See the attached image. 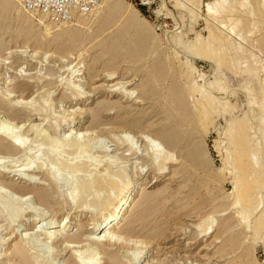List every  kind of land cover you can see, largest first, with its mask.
Listing matches in <instances>:
<instances>
[{
  "label": "rangeland",
  "instance_id": "obj_1",
  "mask_svg": "<svg viewBox=\"0 0 264 264\" xmlns=\"http://www.w3.org/2000/svg\"><path fill=\"white\" fill-rule=\"evenodd\" d=\"M111 1L116 3L117 10L108 9L107 0H102L92 13L77 14L75 19L55 23L48 19L46 13L26 9L23 0H0V124H10L15 133L26 138L25 149L10 152L0 150V167L5 171L0 176V187L6 191L8 189L11 197L18 198H14L16 201L13 204L8 198H0V264H68L72 254L83 256L87 262L96 257L101 260L100 264H115L113 258L120 263L130 264L131 258L138 262L145 252L147 255L143 259H148V264H264V231L255 235L251 229L244 230L242 220L235 215L236 209L229 206L233 198V178L230 164L225 166L223 162V156L230 155L232 151L225 135L229 121L224 120L221 114L212 112L207 134L199 126L194 138L187 139L188 127L178 123L179 116L175 109L179 107L174 103L172 94V90L178 87L188 110L194 115V101L201 95L191 94L190 88L196 85L208 91L219 85L218 79L224 76L214 65L215 61H206L194 54L192 48L199 38L218 48L220 44L210 39L208 27L209 23L216 27V22L222 20L223 26H219L224 32L222 35H228L226 39L229 42L237 46L242 44L243 47L237 53L238 57L231 47L224 50L220 46L223 54L234 58L232 68L235 67L233 70L237 76L228 68L230 65L226 67L227 70L223 67L222 70L228 75V80L225 79L227 82L224 80L226 88L224 91L215 89L214 93L223 106L231 104L237 107L234 108L235 113L237 111L236 119L255 115L251 116L255 117L251 119V133L258 132L256 140L262 137V127L257 121L259 110L257 106H250V102L254 100L255 92L264 87V1L228 0L227 11L230 12L221 14V17L217 14L210 16L212 13L207 5L213 6L212 12H215L214 0L192 1L195 5L188 0ZM181 5L184 7L181 8ZM136 22L139 26L133 24ZM236 24L239 27L232 33L230 29ZM247 66L252 68L251 73L242 74L241 71ZM237 68L241 70L240 73ZM113 73V76L109 75ZM246 83L255 90L254 93L247 91L248 87H244ZM80 94L84 99L78 101ZM31 98L34 105L28 104ZM34 106L41 108L40 113ZM83 111L86 112L84 115ZM74 118L80 122L82 130L90 134L80 143L84 146L85 155L103 161L102 173H106V163L116 161L125 171L123 176H115L118 181L136 184L129 213L117 224V231L131 239L121 249L100 247L89 239L91 226L107 211V208H103L107 190L94 189L90 191V197L86 193L87 200L82 194H79L81 201L79 198L76 201L70 199L78 186L76 182L79 184L78 179L88 172L79 170L77 176L72 177L65 166L56 164L47 156L45 150L48 144H44L47 142L35 132H42L41 135L45 133V138L51 140L59 138L61 141L63 138L62 142L68 145L61 151V157L64 160L68 157L72 159L78 152V144L68 135L69 123ZM176 132H185V138L177 139ZM260 138L259 155L256 154L254 158L264 160V142ZM155 139L162 143L165 150H171L176 159L167 164L164 174L157 172V168L146 158L148 145ZM190 142L204 151L207 160L201 167L206 166L207 169L196 170L197 164L188 161L187 145ZM129 143L135 151L129 150ZM216 144H219L221 151ZM38 145L41 148L36 161L40 159L46 162L47 170L56 168L59 171L56 187L48 182L44 170L26 172L21 167L28 158V152ZM33 165L37 167L35 163ZM191 174L193 179L189 180ZM30 176L37 183L31 186L38 183L49 185L51 189L47 200H41L31 190L27 195L28 200L26 195L9 187V182L15 183V187H30ZM200 178L213 179L205 195H210L216 201H207L200 209L191 212V188L198 187ZM259 190L257 198L261 206L254 211L253 221L264 207V189ZM111 193L117 194L116 191ZM96 195L101 197L95 198ZM218 202H226L225 211H213ZM211 215L218 225L214 233L203 237V230L208 224L206 217ZM74 217L77 222L71 227V233L78 234L79 242H74L76 246L68 250H62L58 245L53 247L56 245L51 244L44 234L29 236L27 233L30 231L26 233L21 227L23 222H30L34 218L40 219L41 223L56 219L55 226H62L64 221ZM227 228L229 230L226 232ZM234 234L241 236L240 242L231 248L228 238ZM18 235L29 240L27 246L33 256L30 262H24L15 254ZM137 240L146 241L147 244H136ZM245 248L251 251L246 254Z\"/></svg>",
  "mask_w": 264,
  "mask_h": 264
},
{
  "label": "bare ground",
  "instance_id": "obj_2",
  "mask_svg": "<svg viewBox=\"0 0 264 264\" xmlns=\"http://www.w3.org/2000/svg\"><path fill=\"white\" fill-rule=\"evenodd\" d=\"M188 1H191L190 4H192V3L195 2V0H188ZM192 1H194V2H192ZM196 1L199 2V0H196ZM227 1L228 0H214L213 5H214V8H215V12H212L213 11L212 10L213 9V6H211L210 4H208L207 7L209 9V12L212 13L211 15L210 14L209 15L212 17L213 15L217 14V16H220L221 17V14L223 15V13H225V12H228L229 13L230 11L229 10L227 11ZM263 1L264 0H262V3H263ZM106 3H107V6H108L107 7L108 9H110V10H117V6H116V3L115 2H112L111 0H107ZM180 4H182V3L180 2ZM192 5H195V4H192ZM183 7L181 5V8H183ZM186 7H188V6H186ZM193 10L194 9H192L191 12ZM251 10H250V12H251ZM209 12H207V13H209ZM194 13H195V11H194ZM251 15L254 16L253 14H251ZM218 20H221V19H218ZM239 20H240V18H239ZM214 21H217V20L215 19ZM230 21H231V18H230ZM218 22H216V25L218 26V28H217V26L215 27V25H213V23L212 24L209 23V26L210 27H208V28L210 30V33H209L210 39H212V40L214 39V42H217L216 44H218V45L220 44V46L222 45V47H223L224 50L228 46L231 47V49L234 50L235 51V54L237 55V53L238 52L240 53V50H242V47H243L242 44L240 46H237L234 43L229 42L228 39H226V37L228 35L226 34L227 36L224 37L222 35V32L223 31L221 32V30L219 28V26L220 27L223 26L222 23H221L222 20H221L220 23H218ZM206 23H207V21H206ZM133 24L136 25V26H139V24L137 22L136 23H133ZM237 27H239V26H237V24L235 26H232V28L230 29L231 32L232 33H235ZM224 29H225V27H224ZM147 36H148V34H147ZM241 37H243V36H241ZM231 38H233V37H231ZM207 43H204L203 42V39L199 38V40H197L196 44L193 46L192 51H193L194 54L200 56L201 58L205 59L206 61L207 60H212V61L214 60L216 62V63L214 62V65H216V67L218 68V70L221 72V75H223L224 77L221 76L218 79V82H217L219 85H216L215 84L216 87H213V88L209 89L208 91H203L202 88H200V87H198L196 85L195 86H192L190 88V93L191 94H193V93H199L201 95L200 98H197L196 101H194V102H196L195 103L196 112H195L194 115L188 110L186 101L184 99V96L180 92V90L178 89V87H176L175 89H173L172 90V94H173V96L175 98L174 99V103L176 104V106L179 107V108L175 109L177 111L178 116H179V119H180V120L178 119V123H181L180 126H186V127H188V129L186 131V135H187L186 138L189 139V138H194L195 130L197 128H199V126H201V128L204 129V133L207 134V131H208V126L207 125L209 124L208 123V120L211 119V121H212V116H211L212 115V112L213 113L216 112V113L221 114L222 115V118H224V120L226 119L227 121H229L228 130H226L227 132H226L225 135L227 136V138L229 140L228 142L230 143V145L232 147V151L230 150L231 151V154L230 155H228L226 153L227 155L226 156H223L224 165L226 166L227 164H230V167H231V173H230V175L233 178L232 179V185H233L232 197L233 198L229 202V206H232L233 209H236L235 215H236L237 218H239L240 220H242V224H243L244 230L251 229V231L253 232V234L260 235V233L264 231V207L262 208L261 214L258 215L257 217H254V221L252 219L253 214H254V211L258 210L259 207L261 206L260 201H258L260 199L257 198L258 197L257 196V190L264 189V188H262L264 186V160L261 159V158H257V159L254 158V156L256 154H257V156L259 155L258 153L260 151V147H259V143H260L259 138L260 137L257 138L258 140H256L255 137H256V134L258 132H255L254 134L251 133V129L252 128L250 127V123L252 122L251 119L252 118H255V117H251V116H255V115H252L251 114V116L249 115V116L243 117L241 119H236L237 117L235 115L237 114V111L235 113V109H237V107L235 108V107L231 106V104H229L230 106L229 105L223 106L222 104L219 103L220 101L217 100V97H216V95L214 93V90L216 89L218 91H224L223 89L226 88L225 85H224V83L227 82L228 75H227V73L224 72V70H222L223 67H225L224 69H226V67L228 65H230L231 67H228V68L230 70H232V72L234 73V75L237 76L236 71L233 70L235 67L232 68V66H233L232 63L234 62V60H233L234 58H232V57L230 58L229 56L227 57L226 56L227 54L226 55L223 54V50L219 49L220 46L218 48H215L213 46V44H210V43L207 44ZM238 44H239V42H238ZM187 47H188V45H187ZM192 51H190V52H192ZM224 52L227 53L229 51H227V52L224 51ZM259 54H261V53H259ZM255 56L258 57V55H255ZM253 58H254V56H253ZM253 60H255V59H253ZM236 64H235V66H236ZM240 68H242V65H241ZM237 70H238V68H237ZM251 70H252V68L249 67V66H247L244 70H242V71L240 70V71L242 72V74H248L249 75L251 73ZM240 71H239V73H240ZM254 71H256V70H254ZM254 73H257V72H254ZM109 75L110 76H113L114 73L113 74H109ZM218 75H219V73H218ZM253 76L254 75H252V77ZM256 78L258 80V77H256ZM225 79H227V80H225ZM243 79H245V78H243ZM248 83H246L247 85L244 86V87H246V88L248 87L247 91L249 90V93L252 94V92L254 93L255 90H253L252 88H250L249 85H248ZM244 87L242 86V88H244ZM228 88H229V86H228ZM260 89L261 90L259 92H255V95L253 94L255 96V98L253 97L254 100L251 101V102L249 101V102L251 103L250 106H252V107L257 106V108L259 110V113H258L259 114V117H257V116L256 117L258 118L257 121H258L259 125L262 127L261 128V132H262L261 134L262 135L260 134L262 137L260 139H261V141L264 142V87H262ZM9 94H10V92H9ZM129 94L130 93H128L127 95H129ZM191 96H193V95H191ZM6 97H7V95H6ZM82 99H84V97H82V95L80 94V97H79L78 101H80ZM29 101H30L29 103L27 102L28 104H30L31 101L34 102L32 98ZM17 102H19V101H17ZM24 103H23V105H24ZM221 103H222V101H221ZM31 104H33V103H31ZM25 105H26V103H25ZM33 105H30V106H33ZM220 105H222V106L220 107ZM34 107L40 113V111H41V110H39L40 107L39 108H36L38 106H34ZM35 109H34V111H36ZM252 109H254V108H252ZM252 109H250V110H252ZM85 113L86 112H84L83 115ZM253 113H254V111H253ZM175 121H177V120H175ZM69 124L70 125H69V130H68L69 131V134L68 135L75 140V141L73 140L75 143L78 144V146H77L78 147L77 148V151H78L77 152V155L74 158L71 157L72 159H70L68 156L67 157L69 159L68 158H65L66 156L64 157V155H63V157L65 158V160L61 157V151H63V149L66 148V146L68 145V144L64 143L65 141L62 142L63 141L62 140L63 139L62 137H61L62 139H60L61 141H59V138H57V139H53L52 138V140H51V139L45 138V133L43 135H41L42 132H41V134L38 133L37 131H35V132H36L37 136L40 137L41 140H43L44 142H47V143H44V144H48V147H46L47 149L46 150L44 149L46 151L47 156L50 157V158H52L56 164H60L62 166H65L68 169L69 174L72 173V177H75L76 173L79 170H80V172H81V170H83V172H85V171L88 172V173H85L86 174L85 176H83L82 178L78 179L80 182H79V184H78V182H76V185H78V186L75 188L74 194H72L70 196L71 197L70 199L76 201L77 198H79L80 199L79 201H81V198H80L79 194H82V196L84 198V197H86V193L90 197L91 195L89 193H90V191H92L94 189H95V191H96V189H98V191L99 190H102V191L103 190L104 191L107 190L108 193L107 192L104 193L105 195H106V193L108 194L107 197L105 196L107 199L102 197L104 200L106 199L104 202L102 200V202L104 204L103 206H105L103 208H107V211L105 213L101 214V217L96 220L97 222H94L93 223V226H91L90 229L92 230V232L90 233L91 237L89 239L92 242H94V244H96V245H98L100 247H108L109 246V247H117V248L121 249L124 246H127L126 244L129 241H131V239L129 240L130 237L124 235L123 233H119L117 231V224H119L120 221H122L121 219L128 212L129 206L131 205V201L133 199L134 191L136 189V184L132 185L131 183L126 182L124 179H123L124 181L122 183L119 182L120 180L117 179V177H115V176H118V175H121V174L123 176V174H125L124 173L125 171H124V168H122V165H121V167H119L120 164L117 165L116 161H114V160L113 161L110 160V162H108V163H106V165H104V166H106L105 167L106 173H102L101 172V168H102L103 164H101V163H103V161L97 159L96 157L94 158L93 155H92L93 157H89V156H87V154L85 155V152L86 151H84V149H83L84 146L82 147L80 145V143L82 142V140L83 139H86V135H90V134H88L87 131L82 130V126L80 125V122H77L75 120V118ZM21 126L23 127V124ZM40 126H42V125H40ZM13 130L14 129H11L10 128V124H9V126L7 125V123L0 124V150H4V151H9L10 152V151L22 150V149H25L26 148V138L24 136H22L21 134H19L18 132L15 133V130L14 131ZM257 130H258V128H257ZM258 131H260V130H258ZM184 133L183 132L182 133L181 132H176L175 133L176 134L175 137L177 139H180L181 140V138L182 139L185 138L184 137L185 136ZM171 137L172 138H175L173 135H171ZM65 138H67V137H65ZM72 145H73V143H72ZM39 146L40 145H38L37 147L33 148L32 150H30L28 152V155H27L28 158H25L26 160H24V162L22 163L21 167H23L26 172H31V171H34L35 169H40V170H42V172L44 170V174H46L45 177H46V179L48 178V182L50 184H54V186L56 187L57 185H55V184H58V182H57L58 181V178H59L58 176H60L58 174L59 171L56 170V168H52V167H51L52 169L47 170V169H45L46 162L41 161L40 159L39 160L41 162H39V160L36 161V159H38V154H39V151H40V148H41ZM69 146H70V144H69ZM161 146H162V143L159 142L157 139H155L154 141L150 142V144L148 145V151H147V154H146L147 155L146 158H148V160L151 161V165L152 166H154V167L157 168L156 169L157 172H161L162 171L160 174H164V170H166L168 168L167 167V164L169 162H172L173 160L176 161V159L174 158L175 156L171 154V150H165L166 148L165 147L163 148V146L162 147ZM215 146H216V148L219 151H221V147L219 146V144H216ZM227 146H228V144H227ZM263 146H264V143H263ZM128 147H129V150L135 151V149H134V147H133L132 144L129 143L128 144ZM174 147L176 148V146H174ZM187 149L189 151L188 161L190 163H192V164H194V163L197 164V165L195 164L196 165L195 166V169L196 170H199V169H203V170L204 169H207L206 166L201 167L203 165L202 163H204V161L207 160L206 157H205L204 151L202 150V148L200 146H198V145H195V143L190 142L187 145ZM105 153H107V152H105ZM88 155H89V153H88ZM45 159H46V157H45ZM34 163H35V165L37 167H34V165H33ZM223 170H224V167H223ZM4 172H3V168L0 167V176H2V174H4ZM192 177H193V174L190 175L189 180L193 179ZM30 178H31V176H30ZM119 178H120V176H119ZM222 179L223 180L225 179L224 176H223ZM121 180H122V178H121ZM211 181H213V179L200 178V179H198V187L197 188L196 187H192L191 188V197H192L191 199L192 200H191V203L189 204V208H190L189 210L191 212L193 210L200 209V207H202V204L205 203V202H207V201H210V200H214V201H210V202H215L216 201L215 198L211 197L210 195H205V192H206L205 190L209 191V189L211 188L210 187L211 186ZM35 182L36 181L34 179L33 180H32V178L29 179V185H30V187H26V185L25 186L22 185V187L21 186L20 187H15L16 186L15 183L12 184L10 182L8 184L10 185L9 187L14 188V189H17L23 195H26V196L28 195L29 196L30 195L29 193H30V190H31V191H35L36 194H38V196L40 197L41 200H47L48 197H49V193H50V189L51 188L49 189V187H48L49 185H43L42 183H38V185L31 186L33 184H37ZM69 182H71V181H69ZM72 182H74V181H72ZM139 187H141V186H139ZM7 191H8V189H7ZM7 191L4 190V189H1V187H0V198H2V197L8 198L9 201L12 202V204L15 203V201L18 198L16 199L14 197L16 199L14 201L13 196L11 197V195ZM111 191H116L117 194H114L113 195L114 192L111 193ZM207 193L209 194V192H207ZM83 194H85V195H83ZM96 194H98V193H96ZM99 195H101L100 192H99ZM99 195H96L95 198L97 196H99ZM28 196H27V199L29 200L30 198H28ZM100 197L101 196H99V198ZM200 198H201L200 202L199 201L197 202V200L200 199ZM84 199H82V200H84ZM22 200H23V198H22ZM85 200H87V197H86ZM23 201L25 202L26 199L23 200ZM225 203L220 202L219 204H217L215 206V210H213V211L216 212V213L217 212L225 211V210H223V208L226 205ZM95 204L97 205V204H99V202L98 203H95ZM100 206H102V205H100ZM28 208H30V207H28ZM39 214H41V213H39ZM203 217H205V215ZM206 219H208L207 220L208 221L207 222L208 224L206 225V228L204 227L205 228L203 230L204 233L202 232L204 234L203 237L209 235L210 233L211 234L214 233L215 230H216V226L218 225V222H216V219H214L212 215L211 216H207ZM39 220H37L36 218H34L32 221H30V222H32L31 223L32 224L31 227L29 226L30 222H27V221L23 222L22 225L21 224L20 225H21V227L23 229H25L26 233H27V231H30V233L29 232L27 233V234H29V236H31V235L32 236L33 235L36 236L38 233L39 234H44L46 236L45 238L48 239L51 242V244H55L56 245V246H53V247H57V245H58V246H60V248L62 250H68L70 247H73L74 242H79V237H77L78 234L76 236V235H74V234L71 233V229H73L71 227H73V224H75L77 222L76 221L77 220L76 217L71 218L69 221H64V223H63L62 226L61 225L55 226L54 223L57 221L56 219L55 220H53V219L52 220H46V221L43 220L42 223ZM65 220H67V219H65ZM10 227H12V226H10ZM228 230L229 229L227 228L226 229V232ZM15 232H16V230H15ZM233 232H231V233H233ZM16 235H17V233H16ZM23 235L25 236V234H23ZM24 236H22V235L19 236V242H18V244L16 246H14V251H15V254L16 255H18L20 258H22V260H24V262H30V260L33 259V256L31 255V252L29 251L28 246H27L29 240H27ZM240 237H239V235H235L234 234V235H231L228 238V243L231 246V248H235L236 246L239 245V242H240L239 238ZM256 237L257 236H255V238ZM27 238H28V235H27ZM29 238L31 239V237H29ZM35 239H37V238H35ZM135 242H136V244H139V243L140 244L142 243L143 245L144 244H147L146 241H142V240H139V241L137 240ZM74 246H76V245H74ZM250 251H251L250 248H245V251L244 252H246V254H248ZM95 255H97V254H95ZM146 255H147V253L145 252V254L142 256V258H140L139 260H137L138 262H135V260H133L131 258L130 259L131 260V263L130 264H132V263L133 264H143V262H145V264H148L146 262H148L149 260L148 259H143L144 257H146ZM91 259L92 260L90 262L89 261L87 262L83 258V256L78 255V254H76V255L75 254H72L71 257H70V260H69V263L68 264H100V262H101V260L99 259L100 260L99 261L96 257L95 258H91ZM113 259L115 260V261H113V262H115V264H127V263H120V262H118L116 258H113ZM242 264H244V263H242Z\"/></svg>",
  "mask_w": 264,
  "mask_h": 264
},
{
  "label": "built area",
  "instance_id": "obj_3",
  "mask_svg": "<svg viewBox=\"0 0 264 264\" xmlns=\"http://www.w3.org/2000/svg\"><path fill=\"white\" fill-rule=\"evenodd\" d=\"M26 9L46 13L57 23L75 19V15L92 13L102 0H23Z\"/></svg>",
  "mask_w": 264,
  "mask_h": 264
}]
</instances>
